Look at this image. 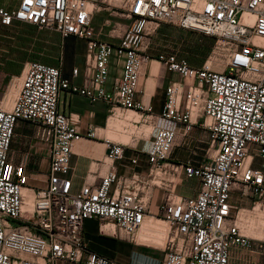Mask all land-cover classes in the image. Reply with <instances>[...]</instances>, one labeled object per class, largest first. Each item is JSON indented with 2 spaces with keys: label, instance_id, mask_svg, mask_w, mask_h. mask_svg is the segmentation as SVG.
I'll list each match as a JSON object with an SVG mask.
<instances>
[{
  "label": "built area",
  "instance_id": "obj_1",
  "mask_svg": "<svg viewBox=\"0 0 264 264\" xmlns=\"http://www.w3.org/2000/svg\"><path fill=\"white\" fill-rule=\"evenodd\" d=\"M103 11L129 24L118 35L117 29L107 35L94 25ZM16 23L83 40L86 54L82 86L64 78L60 67L32 62L12 108L0 102V264H121L90 250L84 222L97 218L102 230L136 242L156 192V220L166 229L159 237L164 241L162 264H231L235 250L252 248V238L238 223L241 209L231 198L234 191L254 198L249 212L264 215V0H20L17 8L0 5V26ZM162 24L212 38L214 45L199 67L177 54L159 55L158 61L183 81L170 83L156 114L136 96L152 60L150 40ZM113 58L122 71L108 90ZM64 91L137 114L152 137L147 149H137L146 155V169L119 175L115 164L124 159L126 145L107 140L108 174L98 185L73 192L74 145L96 138L97 132L83 133L77 118L59 110ZM20 121L36 124L37 140L50 149L42 188L31 187L25 165L10 159ZM197 125L209 131L207 162L172 159L178 138H186ZM255 156L262 161L260 168L252 166ZM131 165L137 166L138 159ZM193 178L200 181L197 195L179 194L182 182ZM24 189L34 195L31 209Z\"/></svg>",
  "mask_w": 264,
  "mask_h": 264
},
{
  "label": "crops",
  "instance_id": "obj_2",
  "mask_svg": "<svg viewBox=\"0 0 264 264\" xmlns=\"http://www.w3.org/2000/svg\"><path fill=\"white\" fill-rule=\"evenodd\" d=\"M20 0H0V5L10 8H17ZM176 27L170 24H162L157 34L153 37L165 36L168 30ZM179 28V27H178ZM181 29V28H180ZM30 41L34 44L33 51L28 56L26 66L32 62H41L61 68L64 78L70 80L71 84L82 86L84 82V66L86 44L83 40L75 37L61 39L59 54L57 58L50 56L53 42L50 36L39 34L30 36ZM150 44L148 53L152 60L145 66L140 81V91L136 96L138 102H143L146 106H152L156 114L161 113L166 100V88L172 82H182L179 74L169 71L162 62L158 61V56L152 53ZM170 49L162 54H172ZM184 58L183 55H178ZM187 59V58H186ZM188 60V59H187ZM54 61V62H53ZM110 78L107 89L111 90L115 81L121 76L122 66L117 58H113ZM25 66V67H26ZM77 69L79 73L75 76L73 71ZM17 78L23 81L24 70ZM2 103V102H1ZM59 110L67 115H73L79 121L80 130L83 133L96 130L97 136L94 139L84 138L74 145L71 157V171L69 177L72 180L73 192H79L85 184L98 185L101 179L110 170V165L104 162L108 149L106 141L121 143L126 145L125 157L117 162L116 169L119 175L129 176L133 171L146 169L147 161L144 153H139L137 149H147L152 142V137L146 136V127H143L141 136L132 134V143H124L120 138V122L132 121L137 114L134 112L113 110L104 101L91 102L88 98L77 93L64 91L60 94ZM126 112H128L126 114ZM119 124V125H118ZM37 125L29 121H20L15 131L10 150V159L16 165L24 164L26 174L30 180V186L42 188L49 175L50 149L46 144L41 143L36 138ZM145 128V130H144ZM209 146V131L201 125H197L186 137H179L172 153V159L177 162L191 161L195 165L207 162L206 151ZM253 149V148H252ZM137 158L138 165H131V160ZM262 161L255 156L252 159V166L260 168ZM188 186L184 189L183 184L178 187V193L185 196L195 197L200 189L198 179H190ZM254 198L243 197L239 191L232 193L231 204L236 209L246 210L254 205ZM160 193L156 192L154 200L149 208L146 217V231H162L156 220L159 216ZM236 210L234 211V213ZM264 227V224L261 225ZM242 230V229H241ZM150 233H147V236ZM164 235L160 234V238ZM84 237L91 251L113 259L121 264H162L164 256V241L153 238H137L136 242H131L124 237H117L112 232L102 230L101 222L97 218L87 219L84 222ZM252 238V237H251ZM253 246L245 250L248 254L242 262L244 264H264V239L252 238ZM239 250L233 252L231 264H238L236 255ZM241 262V260H239ZM58 264H83L59 262Z\"/></svg>",
  "mask_w": 264,
  "mask_h": 264
},
{
  "label": "rangeland",
  "instance_id": "obj_3",
  "mask_svg": "<svg viewBox=\"0 0 264 264\" xmlns=\"http://www.w3.org/2000/svg\"><path fill=\"white\" fill-rule=\"evenodd\" d=\"M108 21V22H107ZM129 24L128 20L120 15L113 14L110 11H103L96 15L94 25L98 30H102L105 34H111L114 29H117L118 35L125 30ZM171 25V24H170ZM174 26V25H172ZM175 29L168 30L165 36H158L151 38L150 44L153 48L152 53L159 57L162 52L170 49L172 54L183 55L194 67H199L208 59L211 54L213 46L211 45L212 38L193 32L186 29H180L177 26ZM45 34L50 36L53 46L50 51L52 58H57L59 54V46L61 45L62 37L53 31L38 30L36 27L27 23H16L10 28L0 26V102L2 107L9 110L12 107L13 101L18 94L22 80L17 76L25 70V66L30 60L28 56L33 51L34 44L30 41V36ZM108 38V37H106ZM113 40V39H112ZM113 41H116L114 39ZM214 45V44H213ZM54 62V61H53ZM130 112V111H128ZM126 112V114L128 113ZM132 121L120 122L119 134L124 141L117 139L124 143H132V134L136 133L141 136L143 127L138 116L132 118ZM118 124V125H119ZM145 130V128H144ZM208 150V148H207ZM207 152V151H206ZM212 152H210V155ZM208 160V156H207ZM183 188L186 189L188 181L182 182ZM252 207L241 210L238 223L242 232L252 238L264 239V215L261 212H249ZM237 214H234V216ZM165 228L164 222L162 223ZM145 227V225L143 226ZM146 231L150 235L146 238H153L160 240L161 231ZM245 250H239L236 257L238 264L247 257ZM241 260V262L239 261Z\"/></svg>",
  "mask_w": 264,
  "mask_h": 264
},
{
  "label": "bare ground",
  "instance_id": "obj_4",
  "mask_svg": "<svg viewBox=\"0 0 264 264\" xmlns=\"http://www.w3.org/2000/svg\"><path fill=\"white\" fill-rule=\"evenodd\" d=\"M13 105V104H12ZM12 108V107H11ZM24 195L26 196V203H27V206L26 208L27 209H31L32 206H33V202H34V195L31 191L27 190V189H24ZM160 225V229L162 230L161 231V234L162 235H165L166 233V229L163 227L162 225V221H158ZM145 227H142V229L139 231L138 235H137V238H146L147 236V232H146V226H147V223L145 222L144 223ZM106 231H109V229H105Z\"/></svg>",
  "mask_w": 264,
  "mask_h": 264
},
{
  "label": "trees",
  "instance_id": "obj_5",
  "mask_svg": "<svg viewBox=\"0 0 264 264\" xmlns=\"http://www.w3.org/2000/svg\"><path fill=\"white\" fill-rule=\"evenodd\" d=\"M213 44H214V39L211 40V45L213 46Z\"/></svg>",
  "mask_w": 264,
  "mask_h": 264
}]
</instances>
